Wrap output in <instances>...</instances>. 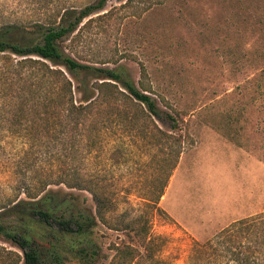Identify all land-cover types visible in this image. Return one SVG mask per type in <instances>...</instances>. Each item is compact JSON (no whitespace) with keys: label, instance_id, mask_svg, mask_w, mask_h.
<instances>
[{"label":"rangeland","instance_id":"374dc122","mask_svg":"<svg viewBox=\"0 0 264 264\" xmlns=\"http://www.w3.org/2000/svg\"><path fill=\"white\" fill-rule=\"evenodd\" d=\"M94 1L0 0V24L40 23ZM90 18L72 56L123 65L135 83L142 64L153 98L180 113L182 129L177 144L143 122L126 123L124 136L112 124L86 161L110 208L94 230L101 254L95 264H110L114 247L130 241L128 224L140 216L148 219L149 250L116 263L187 264L195 244L264 213V0H109ZM13 97L15 89L1 79L0 209L26 199L21 191L29 185L55 179L62 148L43 109L22 116ZM74 193L94 210L87 193ZM15 254L21 256L0 236V264H15Z\"/></svg>","mask_w":264,"mask_h":264},{"label":"trees","instance_id":"16d2710c","mask_svg":"<svg viewBox=\"0 0 264 264\" xmlns=\"http://www.w3.org/2000/svg\"><path fill=\"white\" fill-rule=\"evenodd\" d=\"M108 1L65 7L40 23L0 24V80L15 89L13 98L22 116L43 109V120L51 124L62 147L55 179L19 189L26 199L0 209V236L21 253L15 254V264H66L70 259L95 264L101 259L93 235L110 208L105 188L84 165L114 127L124 136L126 123L143 122L162 140L181 142L180 113L161 96L153 98L156 93L145 82L148 76L142 64L135 83L123 65L108 67L105 64L111 61H80L72 56L82 23L90 22ZM68 37L69 45H62ZM51 185L60 188L49 189ZM74 191L87 193L94 210ZM127 231L130 241L114 247L110 264L132 262L141 256L140 249L149 250L147 217L133 219ZM187 264H264V213L237 220L203 244H195Z\"/></svg>","mask_w":264,"mask_h":264}]
</instances>
